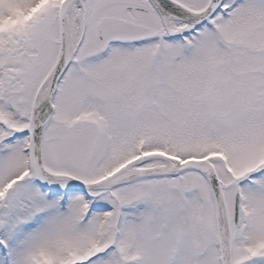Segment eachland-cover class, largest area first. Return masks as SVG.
I'll return each instance as SVG.
<instances>
[{"label":"snow or ice","instance_id":"1","mask_svg":"<svg viewBox=\"0 0 264 264\" xmlns=\"http://www.w3.org/2000/svg\"><path fill=\"white\" fill-rule=\"evenodd\" d=\"M0 264H264V0H0Z\"/></svg>","mask_w":264,"mask_h":264}]
</instances>
